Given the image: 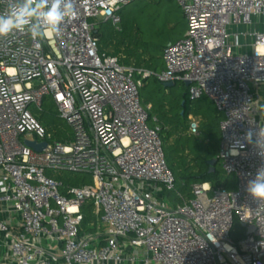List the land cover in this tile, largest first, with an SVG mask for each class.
I'll return each instance as SVG.
<instances>
[{"label": "built area", "instance_id": "2783aa9c", "mask_svg": "<svg viewBox=\"0 0 264 264\" xmlns=\"http://www.w3.org/2000/svg\"><path fill=\"white\" fill-rule=\"evenodd\" d=\"M135 1L74 0L58 32L0 38V264H264V203L245 190L264 167L246 139L264 129L256 103L264 86V0H177L187 30L165 48L156 77L190 82L191 100L215 104L223 117L221 167L238 182L233 190L194 185L193 198L176 207L163 197L176 179L162 128L156 119L150 124L142 103V81L99 53L91 22L118 27L120 10ZM15 2L0 0V14ZM46 99L69 125L68 137L53 139L31 111ZM189 119L197 135L198 122ZM27 141L47 146L36 151ZM49 171L89 174L93 184L64 187ZM90 200L94 232L82 226ZM235 220L246 229L236 241Z\"/></svg>", "mask_w": 264, "mask_h": 264}, {"label": "trees", "instance_id": "16d2710c", "mask_svg": "<svg viewBox=\"0 0 264 264\" xmlns=\"http://www.w3.org/2000/svg\"><path fill=\"white\" fill-rule=\"evenodd\" d=\"M125 7L122 8L120 12L123 11ZM183 16L186 19L184 13ZM101 21V24L111 23V21ZM94 35L98 38L99 53L101 55L117 57L120 64L133 69V78L136 81H142L140 88L142 103L148 108L150 124L154 121V118H156L157 123L162 128L161 134L166 161L176 179L174 189L168 192H174L178 185L181 189L177 198L173 199L174 206L176 207L192 199V190L194 185L197 184L210 183L213 189H235L229 176L223 171L219 159L221 147L220 123L223 118L222 114L218 110L210 114L208 112H202L200 106L196 105L208 99V97L203 96L198 100H191L189 86H185L184 94L181 98L177 99L175 103L168 102L165 96L154 98L153 93L158 92L160 88H156L154 92L148 94L147 100H143L142 89L149 79L155 78L161 86L164 84L157 79L156 74L152 71V67L159 68L160 72L164 70L165 63L163 53L168 45L159 50L157 57L128 60L119 58L118 54L108 48L107 41L100 32V29H96ZM146 72L150 73V75L143 77ZM175 84H177V82H175ZM190 115L199 119V121H197V135H193L189 131ZM51 135L52 138H56V140H61L63 138L61 137V133L58 132ZM213 161L216 162L212 166L211 163ZM51 173L52 172H47L48 175L61 181L64 187L67 185L81 187L93 184V179L89 174L70 172L76 176L65 179L60 177L59 174L56 176ZM82 215L83 230L94 232L95 226L91 227V225L96 224L97 219L94 213V203L92 200L86 202L82 207ZM243 228L245 227L242 223L235 220L232 234L235 241L243 237V233L241 232Z\"/></svg>", "mask_w": 264, "mask_h": 264}, {"label": "rangeland", "instance_id": "374dc122", "mask_svg": "<svg viewBox=\"0 0 264 264\" xmlns=\"http://www.w3.org/2000/svg\"><path fill=\"white\" fill-rule=\"evenodd\" d=\"M119 15L122 21L118 27L111 23L101 24L102 21L99 19L91 22L98 24V29L107 41L108 48L118 54L121 59L136 60L157 57L162 47L182 39L187 30V21L177 0H136L125 7ZM152 71L155 74L160 73V69L156 67H152ZM185 86V83L182 82L174 83L169 87L164 84L161 86L155 78H151L142 89L143 100H147L149 93L154 92L156 88H160L158 92L153 93V97L161 98L165 96L168 102L175 103L184 94ZM257 96L256 103L259 108H263L264 86L259 88ZM210 101L208 98L196 105L200 106L202 112H208L209 114L216 112L215 104ZM30 109L37 115L38 120L48 133L58 132L61 133V137H68V133H71L69 125L59 116V112L51 100L46 99L43 101L42 110H39L36 106H31ZM261 116L264 121V111L261 112ZM196 120L199 121L198 118ZM154 124L155 121L151 123V125ZM33 138L36 137L33 136ZM51 174L56 176L59 174L60 177L65 179L76 176L65 171H52ZM229 178L236 188L237 177L229 175ZM168 191L166 188L163 190V197L169 206L175 207L173 199L177 198L180 193V186L178 185L174 192ZM241 232L244 237L246 229H241Z\"/></svg>", "mask_w": 264, "mask_h": 264}, {"label": "clouds", "instance_id": "9594fccd", "mask_svg": "<svg viewBox=\"0 0 264 264\" xmlns=\"http://www.w3.org/2000/svg\"><path fill=\"white\" fill-rule=\"evenodd\" d=\"M73 12L74 0H16L5 14H0V38L17 31H27L33 39L42 37L45 30L58 32ZM246 139L259 149L258 154L264 158V129L249 131ZM245 190L255 201L264 203V167L259 168L247 182Z\"/></svg>", "mask_w": 264, "mask_h": 264}, {"label": "water", "instance_id": "95a60500", "mask_svg": "<svg viewBox=\"0 0 264 264\" xmlns=\"http://www.w3.org/2000/svg\"><path fill=\"white\" fill-rule=\"evenodd\" d=\"M173 84H174L173 82H170V83H164V85H165L166 87L172 86ZM190 84H191L190 82H185V85H186L187 87H188ZM26 144H27V146H29V147L35 149L36 151H43V150L46 148V146H47V143H46V142H44V143H42V144H37L35 141H27ZM215 162H216V161H213V162L211 163V165L213 166V165L215 164ZM253 231H254V227L251 226V227L248 228V233H252Z\"/></svg>", "mask_w": 264, "mask_h": 264}, {"label": "crops", "instance_id": "0c3cea01", "mask_svg": "<svg viewBox=\"0 0 264 264\" xmlns=\"http://www.w3.org/2000/svg\"><path fill=\"white\" fill-rule=\"evenodd\" d=\"M164 69H165V67H164ZM190 116H192V115H190ZM190 116H189V117H190ZM192 117H194V116H192ZM194 118H195V117H194ZM220 146H221V145H220Z\"/></svg>", "mask_w": 264, "mask_h": 264}]
</instances>
